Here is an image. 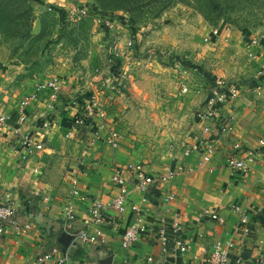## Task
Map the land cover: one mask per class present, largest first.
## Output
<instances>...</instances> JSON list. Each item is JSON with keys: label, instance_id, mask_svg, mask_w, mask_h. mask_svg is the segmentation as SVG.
<instances>
[{"label": "crops", "instance_id": "obj_1", "mask_svg": "<svg viewBox=\"0 0 264 264\" xmlns=\"http://www.w3.org/2000/svg\"><path fill=\"white\" fill-rule=\"evenodd\" d=\"M218 31L219 35L210 37L211 42L225 43L235 50L240 48L241 40L248 42L250 37L232 29L219 28ZM241 52L248 69L243 71V79L231 82L238 85L239 94L217 107L221 120L233 118V132L219 143L208 163H202L198 151L193 150L204 138L197 120L190 125L187 135L174 139L172 151L161 157L148 156L143 163L131 162L134 158L121 150L124 145L114 150L104 140L81 155L80 141L61 138L60 125L72 130V136H81L83 128L76 126L79 128L76 131L73 122L70 126L60 120L76 111L68 107L48 110L45 92L29 105L26 122L28 129H34L42 138L43 152L27 161L20 160L10 129L0 127V204L11 203L16 225L21 229L16 231L15 226L7 224L0 237V264H37L40 256L51 252L54 257L67 255L71 264H101L105 260H109L108 264H202L206 250L215 241L233 245L227 251L228 264H256L262 259L264 148H260L258 139L264 134V82L259 96L251 94L250 89L256 72L264 66V45L248 46ZM120 56L116 58L119 65L125 62L127 65L125 53ZM211 86L202 104H207L211 97L214 89ZM61 89L64 92L62 86ZM19 100L10 89L0 86V112L11 114L10 125L15 124L18 117ZM77 112L75 117L79 115ZM47 118L48 128L40 130V123ZM92 120L87 119V122ZM235 143L253 153L252 157L247 153L239 154L247 167L245 171H232L226 166V158L234 152ZM129 163L140 164L153 175L171 172L173 177L168 183L155 184L142 193L136 190L134 179L128 175L126 208L119 214L109 206L120 192L112 176L115 170H124ZM73 181L77 182V194L72 193ZM169 192L175 200L163 207V195ZM96 202L104 205L100 226L91 222L90 211ZM69 204L74 211L72 221L64 214ZM235 207L246 214L250 228L246 238L236 231L240 214L234 211ZM205 209L216 213L224 222L200 218L199 214ZM137 210L144 230L138 242L122 250L121 236L137 218ZM162 215L168 221L177 219L182 226V236L189 247L181 257L160 253L155 231ZM84 230L90 233L97 230L101 237L94 244L83 243L77 234ZM148 258L152 261L148 262Z\"/></svg>", "mask_w": 264, "mask_h": 264}, {"label": "rangeland", "instance_id": "obj_2", "mask_svg": "<svg viewBox=\"0 0 264 264\" xmlns=\"http://www.w3.org/2000/svg\"><path fill=\"white\" fill-rule=\"evenodd\" d=\"M86 1L97 11L111 13L112 31H106L94 14H67ZM123 6L119 0H38L31 4L37 16L24 42L3 35L0 20V86L21 99L40 81L56 79L67 96L94 95L96 114L103 116L87 122L80 137L68 136L70 130L60 125L62 140L80 141L83 155L101 140L108 145L116 134L111 148L124 145L120 149L134 158L131 162L141 163L148 156L166 155L175 138L187 135L206 106L202 102L214 80L231 83L244 78L248 66L241 51L247 42L241 40L235 50L211 42V32L225 26L264 45V0H219L213 8H200L194 1L165 9L149 5L130 11ZM115 47L120 55L125 53L128 64L113 72L107 66L115 58ZM185 62L209 77L186 68ZM183 87L187 93H182ZM73 109L74 115L60 120L70 126L73 122L75 128L78 112Z\"/></svg>", "mask_w": 264, "mask_h": 264}, {"label": "built area", "instance_id": "obj_3", "mask_svg": "<svg viewBox=\"0 0 264 264\" xmlns=\"http://www.w3.org/2000/svg\"><path fill=\"white\" fill-rule=\"evenodd\" d=\"M38 2V0H35ZM94 7L90 4H85L82 6H77L73 10L68 11L67 14L71 16L78 17H87L94 11ZM100 24L107 29L108 32L112 31V19L103 20L99 16H95ZM230 28L223 26L221 30H229ZM213 36L219 35L218 30H213ZM258 43L256 39L252 36L248 38L247 47L256 46ZM131 45V42H128V46ZM113 54L115 55L114 60L120 58V53L117 50V47L113 49ZM109 62H112L110 59ZM264 82V66L260 67L256 72V77L251 85L250 92L253 95H258L261 92ZM214 89H212L211 97L208 98L205 109H202L198 112L196 120L199 124L201 133L204 135V138L198 142V146L194 147L193 150L198 151L202 163H208L212 160L214 154H216L219 143L222 140L228 139L233 132V118L229 117L225 120H221L218 114V106L234 100L239 94V87L235 83L226 82L224 80H214ZM182 93H187L188 89L186 87L182 88ZM47 93L46 107L50 111H56L60 107H76L79 111L75 120V126L84 128L87 119H91L96 115L100 117L103 116L102 113L97 112V100L94 95L87 96V94H82L77 92L75 95L69 94L68 96L62 91L61 86L57 83L56 79H49L40 81L34 90L24 95L18 103L17 108V119L15 124L10 125L12 122L11 114L0 112V127L10 129L13 139L15 140L16 146L19 148V158L20 160L27 161L31 157L37 156L39 153L44 151V144L42 138L38 137L37 131L31 129L26 125L28 119V108L29 105L37 101L38 95L41 93ZM68 100V101H67ZM89 117V118H88ZM223 121V122H222ZM49 126L48 118L44 119L40 123V130H45ZM68 136H72V130L68 132ZM117 135L112 134V137L108 140V145L113 147L116 145ZM260 148H264V134L261 138L258 139ZM233 151L226 158V166L232 171H245L246 166L244 160L240 158L239 154L243 155L247 153L248 157H252L253 153L246 151L239 143H235L232 146ZM37 172V170H36ZM131 176L135 181V188L137 191L142 193L146 192L147 189L155 184L168 183L172 177L173 173L169 172L167 174H157L153 175L146 170V168L140 164L129 163L126 165L125 169H117L114 171L112 176V181L116 183L120 192L111 203L110 207L114 208L119 214H123L126 208V178ZM73 194H77L76 186L77 182H72ZM174 195L172 193H164L163 195V207L167 204L174 201ZM104 205L100 202L93 204L90 214L91 222L93 225L100 226L103 223L102 211ZM234 211L240 214L239 224L237 227V232L244 238L249 236L250 228L246 220L245 212L241 211L239 208H233ZM64 214L68 220L74 219V211L71 204L67 205L64 209ZM199 217L202 219L214 220L219 223H223L224 220L218 216L216 213L211 212L210 210H203ZM13 225L15 230H21L15 222V210L11 206V203L0 204V237L4 235L6 226ZM25 229L28 226H24ZM144 230V225L140 215L137 210V218L135 221L128 226L124 233L121 236L120 246L122 250L129 249L140 239V235ZM183 230L182 226L179 224L177 219L168 221L163 215L159 219V224L155 231L156 243L159 246L160 253L163 256L166 255H175L176 257H181L188 249V244L182 236ZM79 240L86 244L96 243L101 234L95 230L92 233L88 231H80L77 234ZM102 241V240H100ZM233 245L227 243L226 246L222 241H215L207 250L206 256L202 264H228L227 251L231 249ZM37 264H71L67 255L61 257H54L53 252L44 254L37 259ZM148 262H151L152 259L148 258ZM256 264H264V257L260 259Z\"/></svg>", "mask_w": 264, "mask_h": 264}, {"label": "trees", "instance_id": "obj_4", "mask_svg": "<svg viewBox=\"0 0 264 264\" xmlns=\"http://www.w3.org/2000/svg\"><path fill=\"white\" fill-rule=\"evenodd\" d=\"M118 1V0H117ZM123 3V9H128L130 11H136L138 8L143 6H159L161 9L170 7L175 3L188 4L190 1H194L196 5L201 7H212L216 5L218 7L219 0H119ZM35 0H0V20L4 22V26L1 29L2 34L6 37L12 39H18L21 42L26 41L30 38V27L31 22L37 16L31 4H34ZM37 3V2H36ZM217 9L216 7H214ZM94 16H99L103 20L111 19V13L109 11H94L91 13ZM61 17V16H60ZM220 17V16H219ZM62 19V17H61ZM106 29V28H105ZM107 31V29H106ZM186 68H194L202 75L208 76L206 73L202 72L201 68L185 62L183 64ZM119 67V61L117 59L112 60L109 68L116 71Z\"/></svg>", "mask_w": 264, "mask_h": 264}, {"label": "water", "instance_id": "obj_5", "mask_svg": "<svg viewBox=\"0 0 264 264\" xmlns=\"http://www.w3.org/2000/svg\"><path fill=\"white\" fill-rule=\"evenodd\" d=\"M109 263V260H105V261H102L101 264H108Z\"/></svg>", "mask_w": 264, "mask_h": 264}]
</instances>
